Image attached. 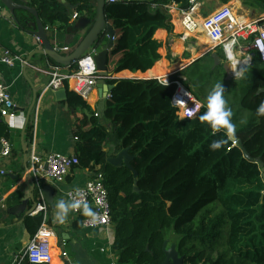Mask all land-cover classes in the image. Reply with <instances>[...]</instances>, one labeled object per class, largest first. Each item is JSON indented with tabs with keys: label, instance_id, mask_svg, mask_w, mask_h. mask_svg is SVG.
Masks as SVG:
<instances>
[{
	"label": "trees",
	"instance_id": "trees-1",
	"mask_svg": "<svg viewBox=\"0 0 264 264\" xmlns=\"http://www.w3.org/2000/svg\"><path fill=\"white\" fill-rule=\"evenodd\" d=\"M21 1L36 8L43 25L50 29H69L76 13L91 20L96 17L95 0H65L75 10L58 0ZM220 1L227 5L233 0ZM172 3L189 7V0L107 3V22L119 34L109 53L108 72L129 70L136 74L152 68L148 48L155 57L163 54V49L155 46V33L159 29L174 31L166 9ZM244 4L264 6V0H245ZM15 16L24 31L28 29L26 22L35 20L25 11H17ZM185 58L189 59V54ZM202 61L203 58L188 64L171 77L179 80V75H183L191 82L193 95L203 105L195 119H179L178 109L172 105L176 86L167 87L156 78V72L166 65L162 62L142 78L107 77V83L114 86L104 113L111 127L100 125L96 117L77 127L76 155L80 166L98 169L109 193L115 232L112 250L118 264H164L163 246L168 232L178 237L173 242H177L185 264H264L261 167L246 160L231 142L220 150L210 149L209 145L224 138V133L213 134L200 121L199 116L206 111V99L200 97L197 87L200 82L224 84L237 141H242L252 158L264 163V117L256 116L257 107L264 101V62L254 54L246 79L222 82L218 79L226 76L225 71L213 69L211 61L202 65ZM76 70L77 64L70 69ZM65 88L71 103L88 109L81 97L69 91L67 83ZM4 138H10V129L0 116V140ZM125 149L134 157L131 168L108 162ZM87 218L79 216L77 231L82 230ZM43 221V214L25 220L32 237ZM55 261L54 258V264ZM59 263L65 264L62 259Z\"/></svg>",
	"mask_w": 264,
	"mask_h": 264
},
{
	"label": "crops",
	"instance_id": "crops-1",
	"mask_svg": "<svg viewBox=\"0 0 264 264\" xmlns=\"http://www.w3.org/2000/svg\"><path fill=\"white\" fill-rule=\"evenodd\" d=\"M19 1L21 2V0ZM200 1L201 5L198 15L201 18L210 16L228 5L232 7L236 16L244 18L246 22L264 19V6H247L244 4L245 0H233L227 5L220 0ZM96 2L97 0H95V4ZM173 4L183 8L182 3H172L170 5ZM80 17L78 15L77 19H75L72 16L69 29L61 30L56 26L47 32L55 48L60 50L69 49L68 52H63L65 55L72 53L88 32V30L76 32V25ZM109 25L113 27V25ZM177 25H173V33L163 29H159L155 33V46L163 49V54L160 57H155L151 53V47L148 48L153 65L150 70L146 73L138 72L136 74L129 70L114 74L109 70V79L142 78L157 63L165 62L166 65L156 72V74L164 75L156 78L172 80L171 77L173 75L183 70L197 58L196 52L198 50L195 49L196 44H208L206 49L212 47L206 34H203L200 38L198 37L199 33L203 31L201 28L193 35L184 36L182 35L181 27L177 30ZM113 29L116 33L115 37H118V29L116 27H113ZM105 40L103 42L107 44V36ZM113 43L114 47L115 42ZM242 43L246 44L248 41H242ZM38 49H41V43L39 44L34 36L22 30L9 10L0 2V57L5 51H10L13 56L20 57L23 61H17L14 67L0 64V77L9 87V92L17 109L16 119L3 118L10 129V138L7 140L11 144L12 152L9 157L0 158V264H17V256L23 254L26 246L33 238L25 227V220L28 217H36L40 214L45 215L43 212H37L39 207L32 212L33 202L30 197L35 187V192L40 200L39 206L47 205L46 223L55 233V239L53 240L54 257L57 260L55 264H60L59 260L63 249L67 250L69 256L64 261L65 264H118L116 254L112 250L110 243V241L114 242L115 239L113 226L110 232L104 229L89 232L83 228L77 231L75 223L79 217L73 212L69 214L68 220L64 224L54 223L55 207L53 208L41 200L40 191L46 185H52L55 188L54 206L60 199L68 200V192L85 187L94 178L97 169H85L79 166L69 173L63 183H53L46 180L38 187L34 178L29 174L28 169L25 168L24 157L27 154V165L29 168L33 144L41 156L50 153H59L67 156L76 155V143L78 141L76 140V131L80 124H84L85 120L90 122L94 117L97 118L100 125H104L107 128H110L112 124L105 119L102 110H100L102 98L101 90L98 89V86L90 98L85 101L88 109L78 106L75 102L71 103L69 101V93L65 101H57L54 93L45 92V88L50 81V71L53 64L35 55L31 60L32 62L25 69L27 59ZM186 54H189V59L185 58ZM181 76L183 75H179V80H181ZM30 83L37 91L38 100L31 113L30 122L23 140L22 133L25 127L27 111L33 101V89ZM106 84L109 85L107 81ZM68 89L71 91L70 88ZM109 94L104 87L103 96L105 97L106 95L104 113ZM25 147L27 148L26 153ZM1 171H5L6 174L1 175ZM176 243L169 241L170 245ZM102 249H106L105 252H102Z\"/></svg>",
	"mask_w": 264,
	"mask_h": 264
},
{
	"label": "built area",
	"instance_id": "built-area-1",
	"mask_svg": "<svg viewBox=\"0 0 264 264\" xmlns=\"http://www.w3.org/2000/svg\"><path fill=\"white\" fill-rule=\"evenodd\" d=\"M119 0H107V3H116ZM200 0H189L187 9L181 8L178 5H168L166 9L171 16V21L174 26L179 24L183 29L182 35L190 36L196 33L200 28L202 33L206 34L211 42V48H220L223 51V45L229 41L236 40V51L242 60H248L250 67L253 63L254 54H257L264 62V19H259L251 22H246L244 18L236 16L232 7L224 6L210 16L201 18L198 15ZM78 14L74 15L77 19ZM47 32L49 27H45ZM40 44L41 41L36 38ZM115 37L113 41L115 42ZM242 41H248L243 44ZM58 52H68L69 49H58ZM224 52V51H223ZM98 54L97 50L90 49L77 63V70L72 72L67 68L59 65H53L50 71V81L45 88V92L54 93L65 88V83L68 88L87 101L93 91L96 90L99 80V71L97 69L95 57ZM17 61H22L20 57L13 56L10 51H5L0 57V64L14 67ZM23 62V61H22ZM234 78L233 73L231 72ZM160 84L170 87L176 86V92L172 98V105L178 109L180 120L195 119L203 105L195 98L193 93L187 89L180 80L159 79ZM108 96L107 99H110ZM189 111H194L195 115L189 116ZM0 116L4 119H16L17 109L14 100L9 92V87L3 82L0 77ZM77 139V138H76ZM236 145V143L234 144ZM12 147L7 139L0 140V158H6L11 155ZM80 166V160L77 155H63L59 153H50L41 156L33 144L29 162V174L34 178L38 187L49 180L53 183H63L69 173L76 167ZM5 171H1V175H5ZM84 192L85 201L99 214L100 219L93 223L90 218L83 222L82 228L85 231L93 232L98 230H106L110 232L112 229V209L109 201V193L104 184L103 175L97 169L94 178L83 187L79 188ZM75 190V189H74ZM74 190L68 192V200L72 197L69 193H74ZM42 191H40V194ZM37 212H43L44 222L38 229L37 233L26 246L23 254L17 256V264H23L27 261L28 264H54V246L53 240L55 233L46 223L47 205L38 206ZM76 216H80V211L73 212ZM110 241V240H109ZM113 246L114 242H111ZM64 246V244H63ZM106 249H102L105 252ZM66 249L61 251V259H68Z\"/></svg>",
	"mask_w": 264,
	"mask_h": 264
},
{
	"label": "water",
	"instance_id": "water-1",
	"mask_svg": "<svg viewBox=\"0 0 264 264\" xmlns=\"http://www.w3.org/2000/svg\"><path fill=\"white\" fill-rule=\"evenodd\" d=\"M58 1L71 10L76 9V7L67 3L65 0H58ZM0 2L7 8V10H9L11 15L15 19V22H16L15 14L17 11H25L31 14L35 18L34 21L26 22L28 29L25 31L28 34L38 38L41 41V49H38L31 54V56L26 61L25 69L27 68L28 64L32 62L31 60L33 59L35 55L36 56L38 55L39 57L46 59L48 61L51 60L59 66H63V67L71 69L74 65L78 63V61L85 54L88 53L90 49L97 50L98 54L95 57L97 69L99 71V80H98L97 86H98V89L101 90L100 94H101L102 102H101L100 110H102L104 114L106 95L105 97L103 96V89L105 87V90L109 93H111L112 90L114 89V86H109L106 84V78L110 76V73L108 72L107 62H108L109 53L111 49L113 48V44H114L113 38L115 37V34H116L113 27L110 26L109 23L107 22V18L105 14L107 0H97L95 4V9H96L95 19L91 20L87 17H81L78 19V22L76 25L77 26L76 32L77 31L84 32L86 30H88V32L83 37L82 41L79 43L76 49L72 53L67 54V55L56 51L54 45L49 39V35L47 31L45 30V26L43 25L36 8L30 7L27 3L22 2V1L17 2L16 0H0ZM104 36L108 37L107 44L103 43ZM195 49L198 51H202L203 47L200 44H196ZM218 49L220 48L216 47L214 49L213 48L205 49V54L193 60L191 64L207 55H211L210 58L214 63L213 68H217L218 66H223L225 74H226V80L230 81L233 79L231 71L227 67V61L224 64L223 60L221 59V56L217 53ZM184 78H185L184 76H181V79L185 80ZM30 85L32 86V89H33V101L27 111L25 127L22 133L23 140H24L25 131L30 122L31 113L34 110L37 104V100H38L37 91L35 90L34 86L31 83ZM67 94H68V91L66 88L54 92V95L57 101H63V100L65 101L67 99ZM235 146H237L241 150L246 160L260 165L261 170H262V178L264 180V163L261 161V159L252 158L250 153L244 147L242 141H237ZM24 150L26 153L27 148L25 147ZM27 158L28 157L26 154L24 157V163H25L26 169H28ZM133 159L134 157L129 154V149H125L121 151L116 157L109 158L108 162L116 167L126 166L128 168H131V162ZM135 178H137V173L135 174ZM135 185H137V180L135 181ZM35 189L36 187L33 189L32 195L30 197V200L33 202L32 212L38 208L39 203H40V200L37 197V194L35 192L36 191ZM54 191H55V188L52 185H46L43 188L42 193H41V200L45 202L46 204L51 205L53 208L55 207L54 199H53ZM135 191L138 192L139 191L138 188H135ZM163 250L166 256L164 264H185V257L180 256L177 244L170 245L169 241L167 240L164 243Z\"/></svg>",
	"mask_w": 264,
	"mask_h": 264
},
{
	"label": "clouds",
	"instance_id": "clouds-1",
	"mask_svg": "<svg viewBox=\"0 0 264 264\" xmlns=\"http://www.w3.org/2000/svg\"><path fill=\"white\" fill-rule=\"evenodd\" d=\"M236 44V40L225 43L223 51L227 67L233 73L235 80L238 81L246 79L249 61L240 59L239 53L235 49ZM225 92L224 84L216 83L206 97V111L199 116L200 121L206 124L213 134L221 131L224 133V138L214 140L209 145L212 151L220 150L229 142L232 144L237 142L236 125L232 120L233 111L225 99ZM188 115H195V112L189 111ZM256 116L264 117V101L257 107ZM69 196L72 198L69 200L60 199L55 204L54 223L64 224L68 220L69 214L75 211H80L93 223L100 219L99 214L85 201L82 189H75L74 193H69Z\"/></svg>",
	"mask_w": 264,
	"mask_h": 264
},
{
	"label": "rangeland",
	"instance_id": "rangeland-1",
	"mask_svg": "<svg viewBox=\"0 0 264 264\" xmlns=\"http://www.w3.org/2000/svg\"><path fill=\"white\" fill-rule=\"evenodd\" d=\"M203 35V33H199V35H198V37L200 38L201 36ZM200 45H203V46H205L206 47V45H208V44H202V43H200ZM220 52H222L220 49H218ZM196 54H197V58H199V57H201L202 55H204L205 54V49H204V47H203V50L202 51H198V52H196ZM222 56H224V52H223V54H221ZM208 56H205V57H203V61H202V65H205V64H210V60H209V57L207 58ZM196 58V59H197ZM225 59V58H224ZM161 75H164V74H156V76H161ZM195 77H197L198 78V76H195ZM220 78L218 79V81H224V80H226V76H224V75H221V76H219ZM185 79V81H182V83H183V85L185 86V87H187L192 93H194V91H193V89H192V86H190L191 85V82L190 81H187V78L185 77L184 78ZM233 79H235V78H233ZM166 80V79H165ZM197 87H199V90H198V92H199V95H200V97L203 99V98H205L206 99V97H207V95L209 94V92L211 91V89L214 87V83H206V82H200V83H198V86ZM228 90H231V88L229 87L228 88ZM196 92H197V90H196ZM108 96H112L111 95V93L108 95ZM167 236H168V240L169 241H171V242H173V241H178V237H176L172 232H168L167 233Z\"/></svg>",
	"mask_w": 264,
	"mask_h": 264
},
{
	"label": "flooded vegetation",
	"instance_id": "flooded-vegetation-1",
	"mask_svg": "<svg viewBox=\"0 0 264 264\" xmlns=\"http://www.w3.org/2000/svg\"><path fill=\"white\" fill-rule=\"evenodd\" d=\"M221 51H222V49H220ZM217 53L221 56V59L223 60V63L225 64L226 63V59H224L225 58V56H222L221 54H223V51L222 52H220L219 50H217ZM208 57H209V60L212 62V68H213V66H214V63H213V61L211 60V55H207ZM207 57V58H208ZM210 62V63H211ZM217 68H222L223 70H224V68H223V66H218ZM213 69H215V68H213Z\"/></svg>",
	"mask_w": 264,
	"mask_h": 264
},
{
	"label": "bare ground",
	"instance_id": "bare-ground-1",
	"mask_svg": "<svg viewBox=\"0 0 264 264\" xmlns=\"http://www.w3.org/2000/svg\"><path fill=\"white\" fill-rule=\"evenodd\" d=\"M180 27H181V26H180ZM181 31L183 32V29H182V28H181ZM181 31H180V32H181ZM196 32H197V31H196ZM206 37H207V35H206ZM207 39H208V37H207ZM208 40H209V39H208ZM209 42H210V40H209ZM242 60H243V59H242Z\"/></svg>",
	"mask_w": 264,
	"mask_h": 264
}]
</instances>
